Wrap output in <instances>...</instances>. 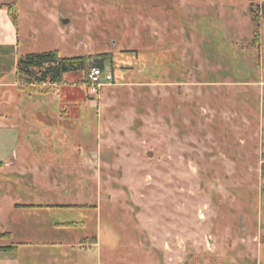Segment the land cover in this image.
I'll return each instance as SVG.
<instances>
[{"label": "rangeland", "instance_id": "obj_1", "mask_svg": "<svg viewBox=\"0 0 264 264\" xmlns=\"http://www.w3.org/2000/svg\"><path fill=\"white\" fill-rule=\"evenodd\" d=\"M0 1L113 76L0 91V264H264V0Z\"/></svg>", "mask_w": 264, "mask_h": 264}, {"label": "trees", "instance_id": "obj_2", "mask_svg": "<svg viewBox=\"0 0 264 264\" xmlns=\"http://www.w3.org/2000/svg\"><path fill=\"white\" fill-rule=\"evenodd\" d=\"M12 9L9 7L8 12L13 21L16 22V15ZM257 33L256 31L255 36H258ZM97 57L99 59L93 58L91 55L60 56L57 50L20 55L15 68L17 87L24 91L48 94L51 92L53 85L63 83L67 74L82 72L87 76L90 68H101L104 58ZM6 236H8V233L3 234L0 238Z\"/></svg>", "mask_w": 264, "mask_h": 264}, {"label": "crops", "instance_id": "obj_3", "mask_svg": "<svg viewBox=\"0 0 264 264\" xmlns=\"http://www.w3.org/2000/svg\"><path fill=\"white\" fill-rule=\"evenodd\" d=\"M3 4L4 3L0 1V91L4 93L7 88H14L17 86L15 79V68L17 59L22 54H20L18 50L19 41L16 22L13 21L11 15L8 12L9 7H4ZM14 156L16 158L20 157L18 152L15 151V149H12L11 157L14 159V161H16ZM8 162L9 166H16L17 168L20 167L22 169L25 167V163L22 162ZM1 166L3 167L8 165H5V163L3 165L1 162Z\"/></svg>", "mask_w": 264, "mask_h": 264}, {"label": "built area", "instance_id": "obj_4", "mask_svg": "<svg viewBox=\"0 0 264 264\" xmlns=\"http://www.w3.org/2000/svg\"><path fill=\"white\" fill-rule=\"evenodd\" d=\"M111 71L103 68L92 67L87 78V90L90 94H97L101 87L112 82Z\"/></svg>", "mask_w": 264, "mask_h": 264}, {"label": "water", "instance_id": "obj_5", "mask_svg": "<svg viewBox=\"0 0 264 264\" xmlns=\"http://www.w3.org/2000/svg\"><path fill=\"white\" fill-rule=\"evenodd\" d=\"M67 22H68L67 20L64 21V23H67Z\"/></svg>", "mask_w": 264, "mask_h": 264}]
</instances>
